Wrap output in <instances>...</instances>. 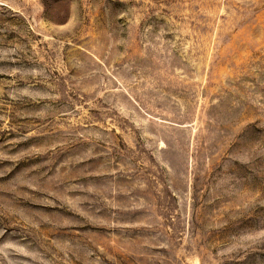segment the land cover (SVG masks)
I'll return each mask as SVG.
<instances>
[{"label": "rangeland", "instance_id": "374dc122", "mask_svg": "<svg viewBox=\"0 0 264 264\" xmlns=\"http://www.w3.org/2000/svg\"><path fill=\"white\" fill-rule=\"evenodd\" d=\"M0 264H264V0H0Z\"/></svg>", "mask_w": 264, "mask_h": 264}]
</instances>
